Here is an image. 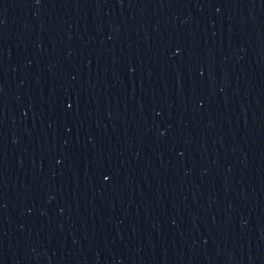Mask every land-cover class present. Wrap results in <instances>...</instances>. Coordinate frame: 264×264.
Wrapping results in <instances>:
<instances>
[{"label":"water","instance_id":"obj_1","mask_svg":"<svg viewBox=\"0 0 264 264\" xmlns=\"http://www.w3.org/2000/svg\"><path fill=\"white\" fill-rule=\"evenodd\" d=\"M0 264H264V0H0Z\"/></svg>","mask_w":264,"mask_h":264}]
</instances>
